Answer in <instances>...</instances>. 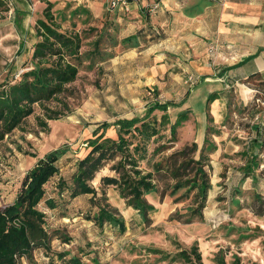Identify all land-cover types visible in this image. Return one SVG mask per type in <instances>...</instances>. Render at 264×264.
<instances>
[{
    "label": "rangeland",
    "instance_id": "1",
    "mask_svg": "<svg viewBox=\"0 0 264 264\" xmlns=\"http://www.w3.org/2000/svg\"><path fill=\"white\" fill-rule=\"evenodd\" d=\"M125 1H116L113 5L112 0H7L8 10L0 11V88L11 84L12 78L18 79L22 71L30 68L32 46L37 37L27 41L18 55L20 42L26 31L35 33L36 21L43 18L48 2L52 3L51 10L61 30L82 36V53L93 48L91 42L101 31L113 34L117 40V45L111 47L104 36L99 44L101 51L111 54L110 57L103 61L96 57L93 65L90 60L83 61L77 79L60 97L69 106L66 115L47 119L44 130L37 123L38 116L44 117L42 109L35 106L24 125L0 141V206L15 199L24 174L41 157L56 148L67 149L58 160L60 173L45 185L46 197L55 196L60 204L50 209L42 200L38 205L47 215L50 230L57 228L59 232L52 237L49 250L37 248L31 261L22 258L20 263L71 264L69 259L74 256L79 264H198L194 257L187 260L183 255V251L190 250L197 242L202 264H216L217 255L224 257L226 264H232L235 258H239L236 264H264V214H259L262 207L264 210V172L261 171L264 151L257 153L258 168L243 155L248 141L254 136L250 126L256 114L259 118L255 122L264 128V105L254 101L243 104L238 92L233 90L225 95L224 104L220 105L222 114L213 115L212 103L206 104V101L203 103L202 99L192 97V92H185L184 86L168 75V70L157 69L156 56L165 51L157 45L166 32L159 27L153 28L149 22L158 10L151 12L149 6L143 7V13L138 15L136 11L140 9L127 8L130 0ZM79 7L87 13L73 14L72 11ZM18 9L28 12L22 16V27L16 24ZM110 22L116 24L115 30ZM140 30L143 34L138 39L122 41ZM134 53H137L136 57H129ZM174 73L179 75L180 72ZM194 85L196 83L190 84V89H195ZM229 98L231 108L227 103ZM157 101L177 104L168 107L169 123L162 130L164 137L158 143L150 144L149 152L158 144L165 143L168 148L152 157L149 164L142 162L141 168L151 170L154 161L180 149L185 143L195 141L200 147L207 125L220 132L219 135L209 134L218 149L210 155L212 188L208 191L203 218L190 219L188 215L192 193L183 194L184 189H179L174 194L167 192L160 200L159 192H151L146 198L155 211L150 215L151 225H147L137 210L126 206L113 187L104 185L109 203L125 220L126 230L121 232L109 224L100 228L88 219L97 210L90 205L91 195L71 199L64 192V196L58 198L59 178L71 181L76 159L83 155L82 151L89 149L85 141L99 122L112 123L118 118L144 116ZM50 105L53 108L60 106L59 103ZM186 109L189 110L188 119L181 122L172 135L170 123ZM153 114L160 118L162 113L154 111ZM106 132L110 134L109 130ZM113 162L108 160L91 181L98 191L100 175H115L110 170ZM248 171L251 175L245 176ZM159 186L162 188L164 184L161 182ZM177 212L182 214L180 220L175 219ZM63 236L71 237V240L65 242ZM62 252L67 253L58 257Z\"/></svg>",
    "mask_w": 264,
    "mask_h": 264
},
{
    "label": "trees",
    "instance_id": "2",
    "mask_svg": "<svg viewBox=\"0 0 264 264\" xmlns=\"http://www.w3.org/2000/svg\"><path fill=\"white\" fill-rule=\"evenodd\" d=\"M51 9L52 3L48 2L43 10V18L36 21L35 33L26 31L25 38L20 42L18 55L27 41L37 37L32 46L30 68L22 71L18 79L12 78L11 84L0 88V141L14 130L20 129L26 119L34 113L35 106L42 109L44 117L38 116L37 123L44 130L47 129V119H59L66 115L69 106L60 97L67 93L71 83L77 79L83 61L90 60V64L93 65L96 57L101 61L110 57L111 54L102 52L99 47L104 36H107L106 43L111 47L117 45L113 34L101 31L91 42L93 48L82 53V36L77 32L62 31ZM7 10V0H0V11ZM80 11L87 13L82 7L76 8L72 13ZM17 12L16 24L22 27V16L28 12L23 9H18ZM109 24L114 25L112 26L114 30L117 28L115 23ZM148 27L152 31L150 26ZM142 34L140 30L136 34L124 37L122 41L130 42ZM257 89L264 90V84L261 82ZM217 98V92L209 93L206 104H211ZM51 103H59L60 106L53 108ZM227 103L231 108L230 98ZM175 104L177 103L157 101L146 110L144 116L118 118L112 123L99 122L85 141L89 149L82 151L83 155L76 159L71 181L67 182L64 177L59 178L57 197H63L64 192L71 199L91 195L90 205L97 210L88 216V219L100 228L109 224L122 232L126 230L125 220L118 209L109 203L104 185L114 186L126 206L137 210L147 225H151L150 215L155 211L154 205L146 198L147 194L159 192V198L162 200L167 192L174 194L177 190L184 189L183 194L192 193V203L187 209L190 219L193 217L202 219L208 191L212 188L209 173L210 155L218 149L216 142L209 139V134L219 135V131L207 125L200 147L195 141L185 143L180 149L154 161L151 170L141 168L142 162L146 161L149 164L152 157L168 148L165 143L158 144L149 152L150 144H156L164 137L162 130L169 123L167 110L169 106ZM154 111L162 113L160 118L153 114ZM188 112L187 109L180 111L175 122L170 123L169 131L172 135H175L176 127L188 119ZM207 118L212 121L209 116ZM262 123L264 124V119ZM261 125L254 121L250 126L254 136L248 141L243 152L256 168L260 165L257 153L264 151V128ZM110 129L114 130L113 135L106 132ZM65 152L66 148H56L41 157L24 174L15 199L0 206V264H21L22 258L31 261L35 249H50L52 237L59 229L50 230L51 227L46 221L47 215L38 208V205L42 200L50 209L60 204L55 196L46 197L45 185L60 173L58 160ZM108 160L114 161L110 165V170L115 172V175L102 176L101 188L98 191L91 181ZM261 171L264 172V168ZM245 173V176H250L252 172ZM161 182L164 186L159 188ZM261 209L262 212L259 214H264L263 207ZM181 216L182 214L177 212L175 219L180 220ZM62 239L69 242L71 237L63 236ZM66 253L62 252L58 257L62 258ZM183 255L187 260L194 257L198 264H202L197 242L190 250L183 251ZM215 260L216 264H226L222 256L217 255ZM69 262L79 264L80 261L72 256ZM238 262L239 258H235L232 264Z\"/></svg>",
    "mask_w": 264,
    "mask_h": 264
},
{
    "label": "crops",
    "instance_id": "3",
    "mask_svg": "<svg viewBox=\"0 0 264 264\" xmlns=\"http://www.w3.org/2000/svg\"><path fill=\"white\" fill-rule=\"evenodd\" d=\"M152 1L159 9L149 23L166 32L157 45L165 49L156 56L157 69L168 70L185 92L203 103L209 93L217 92L213 115L222 114L220 105L230 91H237L243 104L249 103L250 90L264 84V0H130L127 8H139L136 14L141 15ZM213 44L215 54L208 52ZM176 70L179 75L173 74ZM190 74L198 77L195 89L185 82Z\"/></svg>",
    "mask_w": 264,
    "mask_h": 264
},
{
    "label": "built area",
    "instance_id": "4",
    "mask_svg": "<svg viewBox=\"0 0 264 264\" xmlns=\"http://www.w3.org/2000/svg\"><path fill=\"white\" fill-rule=\"evenodd\" d=\"M116 1L117 2L121 1L122 3L126 2L125 0H115V1L112 0L113 5H115ZM158 8H159L158 3H153L152 5L149 6L148 10L151 11V12H154V11H157ZM216 51H217V46L215 44L210 45L208 47V52L209 53H214L215 54ZM197 80H198V77L195 74H190V75L187 76L185 82L190 85V84L196 83ZM250 94H251V96H250L251 101H254L257 104L264 105V90L254 88V89L250 90ZM258 118H259V114H256L254 119H253V121H256Z\"/></svg>",
    "mask_w": 264,
    "mask_h": 264
}]
</instances>
